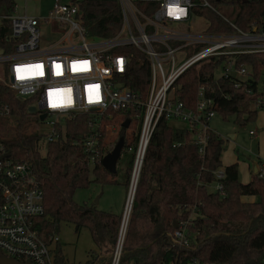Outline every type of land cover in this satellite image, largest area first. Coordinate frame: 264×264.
<instances>
[{
    "label": "trees",
    "instance_id": "obj_1",
    "mask_svg": "<svg viewBox=\"0 0 264 264\" xmlns=\"http://www.w3.org/2000/svg\"><path fill=\"white\" fill-rule=\"evenodd\" d=\"M207 1L212 7L205 6L203 0H194L192 11L208 21V32L232 33L234 28L230 23L246 31L264 29V0ZM71 2L78 6L88 35L113 37L121 29L123 16L118 0ZM136 5L148 16L158 8L156 2L138 1ZM14 6V0H0V15L11 14ZM224 7L230 12L224 13ZM11 30L10 19H0V46L6 52L14 48L13 40L7 38ZM113 52L130 57L128 70L121 80L144 98L151 77L146 55L130 45ZM232 58L236 68L244 65L252 68L247 79H238L233 74L215 77V70ZM201 86L205 87V97L216 103V112L224 118L235 116L239 125L255 120L258 111L264 110V52L212 56L190 66L176 82L177 96L187 107L194 108ZM0 99L10 108L11 115L21 118L16 133L1 141L13 160L32 165L44 191L45 212L35 220L40 235L48 241L63 223H70L77 230L87 227L98 248L106 243L115 248L123 213L99 209L94 203H78L74 192L92 183L107 182L121 183L127 189L141 120L132 119L127 128L120 129L125 147L121 156L123 177L118 180L102 166V157L90 162L84 146L73 143L95 131L101 139L104 136V129L91 126L90 114L78 112L67 117L65 124H58L60 138L50 142L42 153L37 141L44 132L30 125L34 121L42 122L38 114L28 112L34 98H21L0 82ZM136 111L131 106L122 115L130 119ZM31 118L35 119L28 126ZM203 124L206 143L201 152L193 138L196 130L175 126L166 118L158 122L143 158L118 264H194L197 261L200 264H264V175L252 173L250 181L243 183L239 179L238 162L222 163L224 138L210 126V121ZM99 149L104 156L110 148L99 145ZM259 163L264 165L262 160ZM213 182L218 183V188L210 191L208 186ZM244 195H253L256 199L245 201ZM176 230L184 232L187 243L173 240ZM54 248L56 264L112 262L111 255L102 256L97 249L90 252L84 263L67 262L59 241Z\"/></svg>",
    "mask_w": 264,
    "mask_h": 264
},
{
    "label": "built area",
    "instance_id": "obj_2",
    "mask_svg": "<svg viewBox=\"0 0 264 264\" xmlns=\"http://www.w3.org/2000/svg\"><path fill=\"white\" fill-rule=\"evenodd\" d=\"M118 1L123 22L113 37L88 35L79 8L71 1L56 0L44 18L17 14L15 10L0 15V19H10L12 30L7 38L14 42L10 52L0 46V71L3 74L0 82L21 98L33 97L30 105L36 107L39 118L41 114H47L42 125L48 132L45 130L37 141L40 149L46 150L50 142L60 138L57 125H63L67 117L78 112L90 114L91 126L104 129V136L101 139L95 131L82 141L73 142L84 146L90 162L103 158L111 150L109 135L118 139V129L120 131L127 119L122 115L125 110L131 106L137 109L130 118V121L140 119L141 128L125 202L124 212L126 214L129 207V217L143 158L160 119L182 121L190 130H196L193 138L202 152L206 143L203 121H211L217 113L216 103L204 95V86L199 88L196 107H187L176 93L178 78L190 66L212 56L264 52V29L246 31L230 23L234 28L232 33L206 30L193 33L184 28L186 24L191 27L194 0ZM138 1L156 2L158 8L148 16L137 7ZM203 4L212 7L207 0H203ZM127 45L141 50L150 63L151 77L144 98L121 80L128 70L130 57L113 50ZM223 69L221 76L233 74L242 80L252 72L248 65L236 68L233 58ZM9 114L10 108L0 99V115ZM250 134L255 132L251 130ZM99 145L110 148L104 156ZM6 153L0 139V255L32 264H56L54 244L59 241L57 234L50 235L47 241L35 226L36 218L45 212L44 191L30 163L15 161L11 156H5ZM256 172L264 175V165L261 164V169ZM217 174L222 175V171ZM127 222L125 227L121 225L119 253L114 264L119 262ZM173 240L179 244L188 242L180 230H176Z\"/></svg>",
    "mask_w": 264,
    "mask_h": 264
},
{
    "label": "rangeland",
    "instance_id": "obj_3",
    "mask_svg": "<svg viewBox=\"0 0 264 264\" xmlns=\"http://www.w3.org/2000/svg\"><path fill=\"white\" fill-rule=\"evenodd\" d=\"M14 2V10L17 14L37 15L44 18L49 15L56 0H14ZM222 11L224 13L230 12V10L225 7L222 8ZM190 22H192V27L187 25L184 29L193 33H202L208 26V21L200 16H192ZM173 27L178 28L175 25H173ZM179 63L178 61L177 65ZM223 73V67L219 66L215 70V77H219ZM2 75L0 71V76ZM34 119L35 118H31V121L28 122V126ZM20 122L21 118L17 115H0V139L13 136ZM63 122L65 124V121ZM38 123V121H34L30 125L37 131L44 132L46 130L47 133V128L44 126L43 129L42 123ZM171 124L175 126L188 125L182 121H172ZM210 126L225 140L224 152L222 155L223 165L238 162L239 179L243 183L250 181L252 171H254L253 161H264V110L258 111L255 120L248 121L243 125L236 123L235 116L224 118L220 113H216L211 118ZM108 128H112V126H108ZM251 130H253L255 134H250ZM118 134L119 138V129ZM109 136H111L109 138V146L112 149L118 139L113 138V135ZM40 150L42 153H45L44 148ZM123 163V157H121L117 165L118 173L113 174L114 178L118 180H122L123 177ZM132 176L127 189L121 183H92L87 187L77 188L74 192V199L78 203H94L99 209L111 210L122 214L125 210V202L129 194ZM217 188V182H213L208 186L210 191H215ZM57 237L67 262L84 263L88 259L90 252L97 249L96 252L102 256L111 255V264H114V260L119 253L118 243L115 248H112L108 243L102 248H98L87 227H82L77 230L73 224L63 223L60 227V231L57 233Z\"/></svg>",
    "mask_w": 264,
    "mask_h": 264
},
{
    "label": "water",
    "instance_id": "obj_4",
    "mask_svg": "<svg viewBox=\"0 0 264 264\" xmlns=\"http://www.w3.org/2000/svg\"><path fill=\"white\" fill-rule=\"evenodd\" d=\"M72 1H76V0H72ZM28 112L30 114H36V112H37L36 107L34 105H30L28 107ZM46 116H47L46 113L41 114L40 120L43 121L46 118ZM129 124H130V119H126L122 123V127L127 128L129 126ZM124 147H125V138L123 136H120L119 139L117 140L116 144L113 146V148L102 158V166L112 174L117 173L118 161L122 156ZM5 156H10V152H7L5 154ZM134 193H135V189H134L133 194ZM133 198H134V196H133ZM132 202H133V199H132ZM124 218H125V212L123 213L122 226L124 223ZM175 225H177V224H175ZM0 262L3 264H32L30 261L21 262V261L15 260L13 258L5 257L4 255H0Z\"/></svg>",
    "mask_w": 264,
    "mask_h": 264
},
{
    "label": "crops",
    "instance_id": "obj_5",
    "mask_svg": "<svg viewBox=\"0 0 264 264\" xmlns=\"http://www.w3.org/2000/svg\"><path fill=\"white\" fill-rule=\"evenodd\" d=\"M35 16H37V15H35ZM193 16H197V15L194 14ZM200 17H202V16H200ZM190 23H191V27H192V22H190ZM187 25L190 26L189 24H186L185 27ZM182 26H184V25H182ZM206 29H207V27L205 28V30ZM253 163H254V171H252V173H255L257 170L260 169V163L258 161H256V160L253 161ZM242 199L245 200V201H254L256 199V197L253 196V195H244V196H242Z\"/></svg>",
    "mask_w": 264,
    "mask_h": 264
},
{
    "label": "bare ground",
    "instance_id": "obj_6",
    "mask_svg": "<svg viewBox=\"0 0 264 264\" xmlns=\"http://www.w3.org/2000/svg\"><path fill=\"white\" fill-rule=\"evenodd\" d=\"M130 203H131V198H130L129 205H130ZM128 211H129V207H128ZM128 211L125 214L124 223H123L124 227H125L126 221L128 220ZM124 227H123V230H122V235H123Z\"/></svg>",
    "mask_w": 264,
    "mask_h": 264
}]
</instances>
